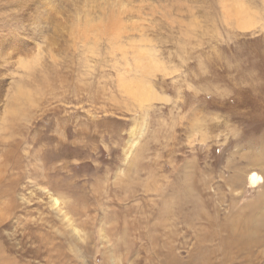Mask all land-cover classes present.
I'll list each match as a JSON object with an SVG mask.
<instances>
[{
    "label": "rangeland",
    "instance_id": "374dc122",
    "mask_svg": "<svg viewBox=\"0 0 264 264\" xmlns=\"http://www.w3.org/2000/svg\"><path fill=\"white\" fill-rule=\"evenodd\" d=\"M236 1L245 19L234 0H0L4 257L264 264V184L247 181L254 170L264 177V0ZM47 188L77 207L83 241Z\"/></svg>",
    "mask_w": 264,
    "mask_h": 264
},
{
    "label": "bare ground",
    "instance_id": "6f19581e",
    "mask_svg": "<svg viewBox=\"0 0 264 264\" xmlns=\"http://www.w3.org/2000/svg\"><path fill=\"white\" fill-rule=\"evenodd\" d=\"M232 1V0H231ZM234 4H236V5H234ZM233 5L237 8V7H241L242 8V13H241V15L240 16H238V19H240V17H244V19L246 18V16L248 15L246 12H247V10L246 9H244V7L242 6V5H240L236 0H234V2H233ZM232 5V6H233ZM230 8H232V7H230ZM229 10V9H228ZM233 11L235 12V8L233 9ZM233 11H232V13H233ZM240 11V10H239ZM230 12H231V10H230ZM229 13V12H228ZM236 13V12H235ZM234 13V14H235ZM239 14H240V12H239ZM230 15H231V13H230ZM236 15H237V13H236ZM235 15V16H236ZM233 16V15H232ZM109 19H110V21H113V22H115L114 20V18H110L109 17ZM134 26L136 27V25L134 24ZM133 26V27H134ZM128 29V28H127ZM143 32V31H142ZM144 32H146V29H145V31ZM145 34L146 33H144V36H145ZM148 35V34H147ZM146 38V37H145ZM143 39V38H142ZM141 39V40H142ZM152 54V53H151ZM151 56V55H150ZM148 59V58H147ZM142 60H144V59H141V61ZM146 60V59H145ZM151 60V58H149V61ZM152 61V60H151ZM153 62V61H152ZM155 65V64H154ZM147 68H150L151 69V66H149L148 65V67ZM143 72H145L144 73V75H146V74H148L150 71H148V70H146V67H144V70H143ZM141 83H142V80L141 81H138L137 82V84H136V82L135 83H128L127 81L126 82H124L123 83V88L127 91V92H130V91H132L135 87L136 88H139L140 87V85H141ZM146 87H150L149 85H145ZM140 96H141V98H143V100H144V102H152L153 100H154V95L151 93V92H149L148 94H144L142 91H141V93H140ZM152 105V104H151ZM152 107V106H151ZM150 107V108H151ZM9 119V118H8ZM13 121H14V119H12ZM9 121H11V119L9 120ZM12 121V122H13ZM15 122V121H14ZM14 124V123H13ZM9 126H11V125H9ZM15 125H13V127H14ZM8 128H11V127H8ZM7 128V129H8ZM79 129H81L82 130V128H79ZM85 129V128H84ZM83 129V130H84ZM135 129L137 130V128H134L133 129V132L131 133V139H130V141L128 142V144H127V149H126V152H125V154H126V156H127V158L130 156V154L132 153V149H133V147L138 143L135 139H134V137H135ZM3 130V129H2ZM14 130H15V128H14ZM13 130V131H14ZM4 131V130H3ZM12 131V132H13ZM70 131V130H69ZM14 132H16V131H14ZM53 140V138H48V140L49 141H51V140ZM56 139V138H55ZM65 140V139H64ZM137 143H136V142ZM64 143L66 144L67 142H65L64 141ZM10 146H13L12 145V143H11V145ZM16 146H17V143H16ZM62 146V145H61ZM18 147V146H17ZM73 148V147H72ZM50 167V166H49ZM51 168V167H50ZM55 168V170H56V167H54ZM62 171V170H61ZM24 172H25V170H24ZM23 172V173H24ZM57 172V171H56ZM48 173V172H47ZM51 173H53V170H51V172H49V175H51ZM22 174V173H21ZM26 174V173H25ZM25 174H23V175H25ZM43 176H45L46 177V179H47V184L49 185L50 183V181H51V179L52 178H49V177H47L48 176V174H46V173H44L43 174ZM25 178V177H24ZM248 180L247 181H249V187H251V188H257V187H260L262 184H264V177H262V175L261 174H259L258 172H256L255 170L254 171H252V172H249V175H248ZM14 179V178H13ZM12 179V180H13ZM15 180H16V177H15ZM24 180V179H23ZM53 180H55V179H53ZM11 181V180H10ZM18 181V180H17ZM53 182V181H52ZM116 183V182H115ZM121 183H124V182H122L121 180L119 181V184H121ZM54 184V183H53ZM107 184V183H106ZM76 185H78V184H76ZM86 185V184H85ZM104 185V184H103ZM126 185V184H125ZM88 186V185H87ZM87 186H85L86 188H87ZM114 186V185H113ZM16 187V186H15ZM49 187V186H48ZM117 187V186H116ZM115 187V188H116ZM173 187V186H172ZM0 188H1V186H0ZM17 188V187H16ZM91 188V187H90ZM95 188V187H94ZM97 188V187H96ZM123 188V187H122ZM126 188V187H125ZM6 189V188H5ZM12 189V188H11ZM69 189V186H68V188L67 187H65V190H68ZM127 189V188H126ZM129 189V188H128ZM84 190V189H83ZM120 190V189H119ZM4 191H6V190H4ZM4 191H2V192H4ZM92 191V190H91ZM105 191V190H104ZM115 191V190H114ZM77 192V191H76ZM106 192V191H105ZM125 189H124V194H125ZM7 193V192H6ZM20 193H22V192H20ZM108 193V191L105 193V195ZM3 194V193H2ZM1 194V195H2ZM17 196H18V194H16ZM21 195V194H20ZM19 195V196H20ZM115 196H116V194H114ZM131 195H133V194H131ZM16 196V197H17ZM46 196L48 197V199H49V201H50V203H51V206H52V209L55 211V214L64 222V224H66L67 225V227L68 228H70L71 229V233L74 235V237H75V239L76 240H78V241H80V240H82L83 241V236H81L80 235V232H79V227L76 225V222H75V217H74V215L76 216V215H78V209H77V207H74V206H72V205H69L66 201H61L59 198H57V197H55L51 192H50V189H48L47 188V190H46ZM117 196H119L118 194H117ZM126 196L128 197V193L126 192ZM83 197V196H82ZM85 197V196H84ZM98 197V196H97ZM105 197V196H104ZM109 197V196H108ZM125 197V196H124ZM19 198V197H18ZM18 198H15L14 196H11V199H7L8 200V202L6 203V204H4L5 206H4V210L5 211H7L9 214H10V211L11 210H13L14 208L16 209V207H17V199ZM116 198V197H115ZM118 198V197H117ZM32 199V198H31ZM82 199V198H81ZM86 199V198H85ZM105 199H109V198H105ZM119 199V198H118ZM123 199V198H122ZM127 199V198H126ZM126 199H123V201L125 202V204L128 202V201H130V200H126ZM19 200V199H18ZM29 200H30V198H29ZM84 200V199H83ZM93 200H95V199H93ZM92 200V201H93ZM3 201V200H2ZM22 201H24V198H23V200ZM25 201H27V200H25ZM24 201V202H25ZM31 201V200H30ZM29 201V202H30ZM87 201V200H86ZM85 200H84V203L86 202ZM99 201V200H98ZM107 201V200H106ZM90 202V201H89ZM95 202V201H94ZM93 202V203H94ZM118 203L120 202V201H117ZM121 202H122V200H121ZM0 203H1V201H0ZM27 203V202H26ZM25 204V203H24ZM29 204V203H28ZM27 204V205H28ZM95 204V203H94ZM124 204V203H123ZM8 205V209L6 210L5 209V207ZM38 205V204H37ZM80 205V204H79ZM96 205H97V203H96ZM108 205V204H107ZM26 206V205H25ZM29 206V205H28ZM88 206H89V204H88ZM110 206V205H109ZM21 207V206H20ZM32 207V206H31ZM78 207H80V206H78ZM90 207H91V205H90ZM185 207H187V206H185ZM30 208V207H29ZM92 208H94L93 206H92ZM111 208V207H110ZM2 209V208H1ZM20 209V208H19ZM27 209V208H26ZM33 209V208H32ZM37 209V208H36ZM35 209V210H36ZM39 209V208H38ZM109 209V208H108ZM21 210H22V208H21ZM74 210H75V212H74ZM84 210H86V212L88 213V209H85L84 208ZM112 210V209H111ZM110 210V211H111ZM115 209H113V211H114ZM26 211V210H25ZM4 212V211H3ZM7 212H6V214H7ZM13 212V211H12ZM24 212V211H23ZM42 212V211H41ZM5 215V214H4ZM174 215V214H173ZM25 216V215H24ZM31 216V215H30ZM44 216V215H43ZM42 216V217H43ZM49 216V215H48ZM47 216V217H48ZM84 216V215H83ZM87 217H88V215H86ZM170 216H171V214H169V217L168 218H170ZM27 217V216H26ZM25 217V218H26ZM19 218V217H18ZM23 219V221L22 222H24V224H23V228L25 229V226L27 225V224H29L30 223V220L32 219H28V218H26V219ZM167 218V219H168ZM46 219V218H45ZM91 219V218H90ZM174 219V218H173ZM173 219H171L170 218V220H171V222H172V220ZM17 221V220H16ZM47 221H49L48 219H47ZM21 222V221H20ZM34 222V221H33ZM42 222V221H41ZM112 222V221H111ZM179 222V221H178ZM261 222H263V221H261ZM37 223H38V221H37ZM260 223V222H259ZM19 224V221H18V223H17V225ZM113 224H115V223H113ZM170 224V223H169ZM168 224V225H169ZM178 224V223H177ZM35 225V224H34ZM116 225V224H115ZM20 226V225H19ZM47 226V225H46ZM39 227H40V225H39ZM38 227V228H39ZM42 227V226H41ZM45 227V226H44ZM55 227V226H54ZM109 227V226H108ZM169 227V226H168ZM50 228V227H49ZM105 228V227H104ZM110 228L112 229V226H110ZM23 229V230H24ZM26 229H29V230H31L30 228H29V226H27L26 227ZM43 229V228H42ZM113 229H114V226H113ZM112 229V230H113ZM175 229V228H174ZM1 230V229H0ZM28 230V231H29ZM35 230V229H34ZM36 231H37V229H36ZM38 231H39V229H38ZM37 231V232H38ZM46 231V230H45ZM102 232V234H101V237H102V240H105V241H108L109 242V240H111L110 239V236H109V234H108V232H110V230H104V229H102L101 230ZM33 232V231H32ZM36 232V233H37ZM175 232V231H174ZM43 233V232H42ZM26 234V233H25ZM28 234H31V232H28ZM44 234V233H43ZM36 235V234H35ZM40 237V236H39ZM46 237V236H45ZM38 238V237H37ZM44 238V236L42 235V239ZM47 238H48V236H47ZM52 238V237H51ZM123 238V237H122ZM125 238V237H124ZM1 239V238H0ZM33 239V238H32ZM31 239V240H32ZM33 240H35V239H33ZM46 240V239H45ZM47 241V240H46ZM74 240L72 239V242H73ZM104 241V242H105ZM123 241V240H122ZM49 242V241H48ZM51 242V241H50ZM128 242V241H127ZM46 243V242H45ZM44 243V244H45ZM75 243H76V241H75ZM102 243H103V241H102ZM110 243V242H109ZM108 243V244H109ZM112 244V243H111ZM1 245V244H0ZM129 246V245H128ZM85 247V246H84ZM108 247V246H107ZM174 249V248H173ZM6 250V249H5ZM9 250V249H8ZM12 250H14V249H12ZM78 252L77 253H75V255L77 256V258H79V259H81V258H83V256H84V251L83 250H81V247L79 246V248H77L76 249ZM116 251V250H115ZM126 251H128V250H126ZM130 251V250H129ZM9 252V251H8ZM18 253V252H17ZM7 254V253H6ZM60 254V253H59ZM64 254V253H63ZM9 255V254H8ZM11 256H12V254H11ZM11 256H9V257H11ZM61 256V255H60ZM8 257V256H7ZM14 256H12V258H13ZM16 257V256H15ZM0 258H1V261L3 260V263L4 264H17V262L16 261H13V260H15V259H10V258H6V256L4 257L3 255H2V251H0ZM22 258V257H21ZM169 259H171V260H173L174 261V263L175 264H179V262H178V260H176V258H174V256H169L168 257ZM167 258V259H168ZM178 258V257H177ZM57 259H58V257H57ZM166 259V258H165ZM21 260H23V259H21ZM47 260V259H46ZM50 260V259H49ZM55 260V259H54ZM60 260V259H59ZM164 260V259H163ZM168 261V260H167ZM170 261V260H169ZM163 262H166V261H163ZM168 263V262H167ZM166 263V264H167ZM24 264V263H23ZM169 264H170V262H169Z\"/></svg>",
    "mask_w": 264,
    "mask_h": 264
}]
</instances>
